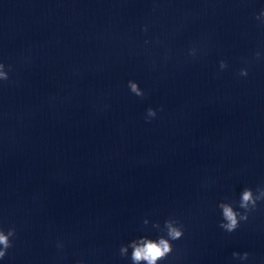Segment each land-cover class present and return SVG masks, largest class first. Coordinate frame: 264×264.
I'll list each match as a JSON object with an SVG mask.
<instances>
[{
    "label": "clouds",
    "instance_id": "clouds-1",
    "mask_svg": "<svg viewBox=\"0 0 264 264\" xmlns=\"http://www.w3.org/2000/svg\"><path fill=\"white\" fill-rule=\"evenodd\" d=\"M254 19L259 22L261 26H264V8L254 15ZM144 33L148 32V25H144L141 29ZM150 43L149 40H145V44ZM202 49L196 45H193L188 49L187 55L193 59L198 58ZM264 59V52L257 50L253 53L251 59H245V67H242L239 71L241 77H247L249 74L248 65L252 62ZM226 60H220L219 69L221 71L228 68ZM14 67L12 64H6L0 61V86L11 81V73ZM128 88L132 94L137 97H143L145 92L140 88L139 84L135 81H128ZM158 111H163V106L159 109L149 107L146 110L145 121L151 122L152 119L157 117ZM264 203V185H258L255 189L251 187H245L241 190L238 201H222L218 204V208L221 213V221L219 227L225 232L231 234L235 232L240 226L241 222H247L252 213H254L259 204ZM147 219L143 220V225H148ZM152 227L156 229L160 234L155 239L148 235L139 236L127 244H122L118 253L121 258L129 259L131 264H160L161 261L166 260L174 251L173 241L180 240L185 235V226L175 217H169L164 220L161 227L159 222L152 224ZM17 238V229L15 226L5 228L0 225V260H3L9 252V249L15 246ZM65 247V243L62 240L56 242V248L58 252H62ZM131 249L130 255L129 250ZM234 259L241 261L248 260L249 253L243 254L233 252ZM76 264H86L83 259H80Z\"/></svg>",
    "mask_w": 264,
    "mask_h": 264
}]
</instances>
